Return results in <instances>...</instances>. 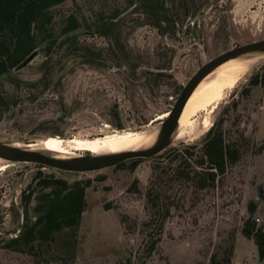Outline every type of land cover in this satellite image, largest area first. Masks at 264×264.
I'll return each mask as SVG.
<instances>
[{
	"label": "rangeland",
	"instance_id": "obj_1",
	"mask_svg": "<svg viewBox=\"0 0 264 264\" xmlns=\"http://www.w3.org/2000/svg\"><path fill=\"white\" fill-rule=\"evenodd\" d=\"M160 2L161 27L143 0H65L52 7L37 55L1 80L0 143L133 131L144 135L140 149L148 148L167 116L159 117L169 113L200 66L264 38V0ZM68 16L77 26L63 33ZM257 52L264 51H250ZM263 72L264 55L234 87L222 90L225 95L211 113L210 106L196 109L192 124L177 127L168 146L151 157L86 172L2 158L10 165L0 169V264H210L212 256L230 264H264L254 240L241 233L250 201L255 204L252 219L264 230V83H250ZM246 87L250 91L243 93ZM205 118L209 127H204ZM220 119L241 157L215 189H193L170 165L172 149L200 143ZM46 178L89 181L76 232L66 228L49 241L5 247L35 220L37 198L49 190L42 181ZM148 193L157 206L144 228Z\"/></svg>",
	"mask_w": 264,
	"mask_h": 264
},
{
	"label": "trees",
	"instance_id": "obj_2",
	"mask_svg": "<svg viewBox=\"0 0 264 264\" xmlns=\"http://www.w3.org/2000/svg\"><path fill=\"white\" fill-rule=\"evenodd\" d=\"M63 1L65 0H0V89L1 80L7 72L37 47L39 36L45 33V27L52 20L50 9ZM143 4L148 6L151 14L157 18V27H161L163 18L160 15L163 4L160 0H143ZM67 20L63 33H68L77 26V20L73 16H68ZM250 83L252 85L264 83V72L261 75L252 76ZM249 91L250 89L246 87L243 93ZM4 105L5 99L0 90V110H3ZM223 123V119L215 122L203 135L200 143L185 144L180 148L172 149L170 165L174 164L179 178L193 189L200 191L215 189L229 167L238 162L241 157V148L235 139L225 135ZM136 159L138 158H133V160ZM42 181L44 187L49 190L41 192L37 198L36 205L33 207L36 214L35 220L29 227H23L16 237L7 240L5 247L29 246L37 239L43 242L49 241L54 233L66 228L76 232L86 207L85 190L89 186V181L77 180L68 183L62 178H46ZM147 201L150 202V211L148 219L142 222L144 228L151 224L153 220L151 209L157 206L149 193ZM247 209L249 216L243 221L241 233L254 240L258 258L263 260L264 230L252 219L251 215L255 210L253 201L248 203ZM169 213L167 208L161 217L159 234ZM158 241L159 237L151 241V251ZM210 264H230V261L218 262L215 256H212Z\"/></svg>",
	"mask_w": 264,
	"mask_h": 264
},
{
	"label": "bare ground",
	"instance_id": "obj_3",
	"mask_svg": "<svg viewBox=\"0 0 264 264\" xmlns=\"http://www.w3.org/2000/svg\"><path fill=\"white\" fill-rule=\"evenodd\" d=\"M263 55L264 52L243 53L238 57L226 60L206 74L188 97L178 119V129L186 128L192 124L196 109L205 110L210 106L209 113H211L225 95L222 90L234 87V83L249 70L250 65L253 62H258ZM167 115L168 112H165L159 118H165ZM204 127H209L207 118H205ZM144 144V135L140 132L117 131L91 139L61 140L60 138H49L43 143H25L16 146L31 150H45L56 154L58 158H67L74 156L79 151H88L99 155L137 150L142 148ZM9 165L4 163L0 157V169Z\"/></svg>",
	"mask_w": 264,
	"mask_h": 264
},
{
	"label": "water",
	"instance_id": "obj_4",
	"mask_svg": "<svg viewBox=\"0 0 264 264\" xmlns=\"http://www.w3.org/2000/svg\"><path fill=\"white\" fill-rule=\"evenodd\" d=\"M257 50L264 51V38L238 45L232 49H228L200 66L189 78L187 83L183 86L178 97L176 98L173 107L170 109L167 117L163 121L157 141L155 142V144L148 148L127 150L117 153L90 155L83 160L80 158H58L43 151L19 148L16 146H10L4 143H0V157L12 161L35 162L41 165L61 170L86 172L114 166L124 160L131 158L154 156L165 149L170 143L171 135L177 128L178 119L180 117L182 109L191 92L200 82V80L216 66L220 65L226 60L238 57L239 55L246 52ZM36 55L37 51L34 50L29 55H27L19 64H17L14 69L20 70L21 68H24ZM67 67L68 66H66L61 72H64ZM3 117L4 111L0 110V121L3 119Z\"/></svg>",
	"mask_w": 264,
	"mask_h": 264
},
{
	"label": "flooded vegetation",
	"instance_id": "obj_5",
	"mask_svg": "<svg viewBox=\"0 0 264 264\" xmlns=\"http://www.w3.org/2000/svg\"><path fill=\"white\" fill-rule=\"evenodd\" d=\"M115 132H117V131H115ZM120 132V131H119ZM95 137H97V136H95ZM49 138H60L61 140H72V139H74V138H80V137H77V136H73V137H70V138H63V137H61V136H58V135H54V136H48V137H46L45 139H43V140H41V142L40 143H43V142H45V141H47ZM92 138H94V137H92ZM85 139H91V138H85ZM33 143H36V142H33ZM33 143H29V144H33ZM88 156H90V154L88 153V152H85V153H83V154H80V155H77V156H73V157H71V158H80V159H86Z\"/></svg>",
	"mask_w": 264,
	"mask_h": 264
}]
</instances>
